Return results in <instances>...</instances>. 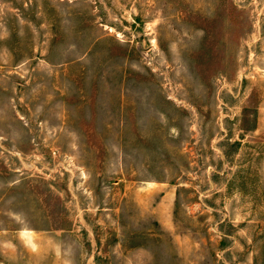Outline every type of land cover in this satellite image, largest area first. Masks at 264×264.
Listing matches in <instances>:
<instances>
[{
    "label": "rangeland",
    "instance_id": "1",
    "mask_svg": "<svg viewBox=\"0 0 264 264\" xmlns=\"http://www.w3.org/2000/svg\"><path fill=\"white\" fill-rule=\"evenodd\" d=\"M0 264H264V0H0Z\"/></svg>",
    "mask_w": 264,
    "mask_h": 264
}]
</instances>
